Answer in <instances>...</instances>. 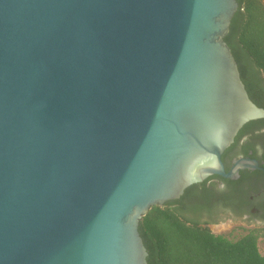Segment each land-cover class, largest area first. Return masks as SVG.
<instances>
[{
  "label": "water",
  "instance_id": "water-1",
  "mask_svg": "<svg viewBox=\"0 0 264 264\" xmlns=\"http://www.w3.org/2000/svg\"><path fill=\"white\" fill-rule=\"evenodd\" d=\"M237 7L0 0V264H146L151 206L259 167L221 158L264 117L224 40Z\"/></svg>",
  "mask_w": 264,
  "mask_h": 264
},
{
  "label": "trees",
  "instance_id": "trees-1",
  "mask_svg": "<svg viewBox=\"0 0 264 264\" xmlns=\"http://www.w3.org/2000/svg\"><path fill=\"white\" fill-rule=\"evenodd\" d=\"M237 3L224 40L237 62L248 96L264 108V3ZM257 124L261 127L264 117L245 122L235 138ZM191 185L194 184L187 186L181 197ZM172 202L151 206L139 221L138 231L147 251L146 264H264V252L259 246L264 226L245 228L236 236L214 232L206 221L182 215L171 206Z\"/></svg>",
  "mask_w": 264,
  "mask_h": 264
},
{
  "label": "flooded vegetation",
  "instance_id": "flooded-vegetation-1",
  "mask_svg": "<svg viewBox=\"0 0 264 264\" xmlns=\"http://www.w3.org/2000/svg\"><path fill=\"white\" fill-rule=\"evenodd\" d=\"M255 80L261 83L258 78ZM262 126L247 128L238 138L235 135L221 154L226 170L234 158L241 156L255 158L258 168L240 169L236 178L209 175L192 183L184 197L170 199L173 200L171 206L185 217L206 221L209 227L228 222H238V227L241 224L246 228L264 226V124Z\"/></svg>",
  "mask_w": 264,
  "mask_h": 264
},
{
  "label": "rangeland",
  "instance_id": "rangeland-1",
  "mask_svg": "<svg viewBox=\"0 0 264 264\" xmlns=\"http://www.w3.org/2000/svg\"><path fill=\"white\" fill-rule=\"evenodd\" d=\"M240 227L237 226V223L234 224L227 230L221 231L222 233H228L229 235H238V233L242 232L246 227L239 224ZM259 246L262 252H264V236L260 239Z\"/></svg>",
  "mask_w": 264,
  "mask_h": 264
},
{
  "label": "built area",
  "instance_id": "built-area-1",
  "mask_svg": "<svg viewBox=\"0 0 264 264\" xmlns=\"http://www.w3.org/2000/svg\"><path fill=\"white\" fill-rule=\"evenodd\" d=\"M263 1V3H264V0H262Z\"/></svg>",
  "mask_w": 264,
  "mask_h": 264
}]
</instances>
